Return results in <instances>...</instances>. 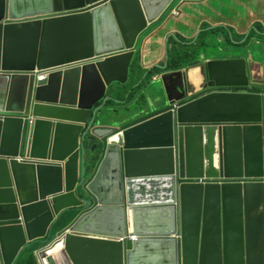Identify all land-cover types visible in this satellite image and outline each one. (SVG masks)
I'll use <instances>...</instances> for the list:
<instances>
[{"label":"water","instance_id":"water-1","mask_svg":"<svg viewBox=\"0 0 264 264\" xmlns=\"http://www.w3.org/2000/svg\"><path fill=\"white\" fill-rule=\"evenodd\" d=\"M176 1L0 0V264H264V82L235 48L104 119Z\"/></svg>","mask_w":264,"mask_h":264},{"label":"crops","instance_id":"crops-1","mask_svg":"<svg viewBox=\"0 0 264 264\" xmlns=\"http://www.w3.org/2000/svg\"><path fill=\"white\" fill-rule=\"evenodd\" d=\"M177 8L181 12L180 17L165 16L143 36L140 44V76L143 74L144 77L158 65L164 66L169 52L182 51L193 44L196 38L198 42H204L205 32L215 29L217 37H226L227 42L214 43V40V45L208 43L203 50L206 57L212 60L228 57L221 53V48L234 45L228 41L242 42L245 46L249 38H253L255 47L245 50L242 46L239 60L246 66L245 73L252 84L264 82V0H181ZM256 30L260 32L259 36H253ZM255 48L261 52L257 53V59L252 54ZM233 67L240 70L241 64ZM166 74H158L156 82L161 81L160 78ZM178 80L175 76L166 79L168 91L165 85L159 83L161 92L175 96L173 86Z\"/></svg>","mask_w":264,"mask_h":264},{"label":"clouds","instance_id":"clouds-1","mask_svg":"<svg viewBox=\"0 0 264 264\" xmlns=\"http://www.w3.org/2000/svg\"><path fill=\"white\" fill-rule=\"evenodd\" d=\"M178 1V0H177ZM176 1V2H177ZM175 2V3H176ZM174 12H176V13H178V15L177 16H175L174 15ZM167 15H170V16H172V17H174V18H178V17H180L181 16V12L179 11V8H175V4L172 6V8L168 11V13L165 15V16H167ZM164 16V17H165ZM163 17V18H164ZM162 18V19H163ZM160 22V21H159ZM158 22V23H159ZM157 23V24H158ZM156 24V25H157ZM156 25H154V26H156ZM152 28V27H151ZM150 30H148L147 32H149ZM209 31H214L213 33H208ZM209 31H207V32H205V35H204V37L205 36H209L210 34H216V30L215 29H213V30H209ZM146 32V33H147ZM145 33V34H146ZM208 33V34H207ZM144 34V35H145ZM215 36H217V35H214V36H212V38H210V37H206V38H203L202 40H204V42L203 41H200V42H198V39L196 38V40L195 41H193V44H191L190 46H187L186 48H183V50L182 51H180V50H177V51H174V52H169L168 53V56H167V62H166V64L164 65V66H160V65H158V67L157 68H154V69H152L151 71H148L147 72V74H145L144 75V77H143V74L140 76L139 74H140V72L142 71V69H141V67H140V63H139V58H140V46H139V51L137 52L138 54H137V56L135 57V59H136V61H137V63H136V61L134 62V64H133V67H134V65L136 66V65H138V67H137V72H135L136 74H137V80H139V81H142V83L140 84V86H139V88H136V89H133V87L139 82V81H136V82H131V83H135L134 85H131L130 83H127V85H124V86H122V87H127L128 85H131L132 86V89L130 90V92H129V90L127 91V93L129 92V96H128V98L126 99V101L125 102H122L121 104H124V106H128L131 102H133L134 100H135V98H136V95L138 94V92L140 91V89L141 88H143V87H145L147 84H150L151 85V88H153V85L152 84H156L157 82V80L158 79H156V77H157V75L158 74H163V73H174V72H176V71H179V70H182V69H184L185 67H187V66H193V65H195L196 63H197V59H198V57H199V55L200 54H202L203 53V50H204V48H207V46H208V43L209 44H212V45H214L213 44V41L214 40H216L215 38H213V37H215ZM143 38V37H142ZM219 38V37H218ZM231 39V38H230ZM142 40V39H141ZM219 41L221 42V43H225V42H227V38L225 37V38H219ZM253 41H254V39H253ZM229 42V44H234V45H229V48H235L236 49V51H237V55H238V53L241 51V48H242V46H243V43L242 42H235V41H233V40H231V41H228ZM258 43V42H257ZM140 44H141V41H140ZM254 44V43H253ZM245 47H246V49L247 50H249V48H251L252 46L251 45H249L248 43L245 45ZM181 52L180 53V56H178V61H179V63L181 64L180 65V67L179 68H177V69H169V61L172 59L171 57H173V58H175V57H177V52ZM157 69V70H156ZM156 70V71H155ZM151 72V73H150ZM140 78V79H139ZM131 81V80H130ZM129 81V82H130ZM149 81V82H148ZM249 81H250V79H249ZM148 82V83H147ZM156 82V83H155ZM251 82V81H250ZM121 86V85H120ZM231 89H235L234 90V92H239L240 90L241 91H243L242 89H239V88H231ZM111 102V101H110ZM109 102V103H110ZM108 103V104H109ZM100 104V103H99ZM98 104V105H99ZM142 118V117H141ZM141 118H138V119H136L135 121H137V120H139V119H141ZM132 122H134V120H129V122H127V123H125V124H121V126L120 127H123V126H125V125H128V124H130V123H132ZM90 148H87V152H86V155H90L89 153H90V150H89ZM98 150L99 149H96L95 150V153H98ZM24 159H27V157H26V155L25 154H23V152H22V154L20 155V157H19V160L20 161H22V160H24ZM195 180H198L199 182H201V183H206V182H215V181H217V182H222V181H225V180H232V179H227V178H224V177H219V178H207V177H203V178H197V179H195ZM241 182H245L244 180H241ZM67 214H72V217H73V219H72V221L67 225V226H65L64 228H62V229H57V225H58V223L60 222V220L65 216V215H67ZM78 215V213H66V214H64L63 216H62V218L58 221V223L56 224V226H55V230H54V232L56 231V233H58L59 231H62V230H64L65 228H67L72 222H73V220L75 219V217ZM68 231V230H67ZM54 232H53V234H52V237L54 236ZM137 238L136 237H132V241H134V240H136ZM38 245H33L32 247H33V249H34V255H35V257L37 258V261H38V264H41L40 263V261L38 260V257H37V255H36V251H35V248L37 247ZM32 247H30V248H32ZM28 250V249H27ZM26 250V251H27ZM24 253V252H23ZM22 253V254H23ZM21 254V255H22ZM21 257V256H20ZM19 257V258H20ZM19 260V259H18ZM17 260V261H18Z\"/></svg>","mask_w":264,"mask_h":264},{"label":"rangeland","instance_id":"rangeland-1","mask_svg":"<svg viewBox=\"0 0 264 264\" xmlns=\"http://www.w3.org/2000/svg\"><path fill=\"white\" fill-rule=\"evenodd\" d=\"M181 2V0H178L175 3V7H177V5ZM166 18H169V15L166 16ZM208 33H211V31H209ZM216 34H210L209 36H205L206 37H210L212 38V36H214ZM259 36L260 32L259 31H254L253 32V36ZM264 38V35H263ZM216 41H214V43H219V38L217 36H215ZM248 44L251 45L253 48L255 47V44H253V38H249L248 40ZM243 48L246 50V47L243 45ZM257 53H261L259 51L258 48H255L254 51H252L253 57L255 59L258 58ZM149 82V81H148ZM147 82V83H148ZM157 86H159V83H156ZM151 90L152 88L149 87ZM132 89L131 85H128L127 87H122V86H117V93L114 95L115 96V100L111 101L108 105H106L103 110L104 111H109L108 114L104 117V119L108 118L112 121L118 122V123H127L126 120L129 118V115L135 111H139L141 109H144L141 113H140V117H144L145 115L151 114V110L148 108V103L151 102V99H147L146 102L142 103V104H133L130 106H124V104H121L122 102H125L126 99L128 98L127 95H129L130 90ZM154 89H156L154 87ZM129 90V92L127 93V91ZM129 122V121H128ZM90 150V149H89ZM56 234V231L54 232V235Z\"/></svg>","mask_w":264,"mask_h":264},{"label":"trees","instance_id":"trees-1","mask_svg":"<svg viewBox=\"0 0 264 264\" xmlns=\"http://www.w3.org/2000/svg\"><path fill=\"white\" fill-rule=\"evenodd\" d=\"M213 32L214 31H211V33H213ZM180 53L181 52L178 51L177 52V57H175V58L171 57L172 59L169 61V69H177V68L180 67L181 64L178 61V56H180ZM136 63H137V61H136ZM137 67H138V65H136V66L134 65V67H133V70H132L133 73H132L131 81L129 82L131 85H134L135 84V83H131V82L139 81V80H137L138 77H137V74L135 73V72H137V70H136ZM72 219H73L72 214L65 215L60 220V222L58 223L57 229L64 228L65 226H67L72 221ZM16 264H38L37 258L34 255V249H33V247L32 248H29L27 251H25L21 255V257L19 258V260L16 262Z\"/></svg>","mask_w":264,"mask_h":264},{"label":"built area","instance_id":"built-area-1","mask_svg":"<svg viewBox=\"0 0 264 264\" xmlns=\"http://www.w3.org/2000/svg\"><path fill=\"white\" fill-rule=\"evenodd\" d=\"M174 15H175V16H177V15H178V13L174 12Z\"/></svg>","mask_w":264,"mask_h":264}]
</instances>
